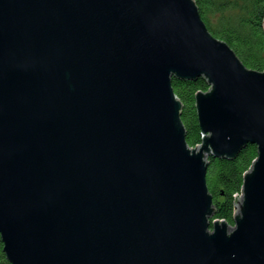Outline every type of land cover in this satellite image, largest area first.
Here are the masks:
<instances>
[{
    "label": "water",
    "instance_id": "95a60500",
    "mask_svg": "<svg viewBox=\"0 0 264 264\" xmlns=\"http://www.w3.org/2000/svg\"><path fill=\"white\" fill-rule=\"evenodd\" d=\"M173 76L210 85L196 147ZM249 143L211 222L208 159ZM0 234L11 264H264V72L195 0H0Z\"/></svg>",
    "mask_w": 264,
    "mask_h": 264
},
{
    "label": "trees",
    "instance_id": "16d2710c",
    "mask_svg": "<svg viewBox=\"0 0 264 264\" xmlns=\"http://www.w3.org/2000/svg\"><path fill=\"white\" fill-rule=\"evenodd\" d=\"M199 13L209 31L225 41L243 64L264 72V0H195ZM175 94L182 102L181 119L186 129L189 147L202 144L203 134L198 120L196 95L206 92L210 85L205 77L196 80L172 77ZM258 157V146L247 144L234 158L210 156L207 185L213 197V220L235 224L238 196L244 177ZM0 264H11L4 251L0 234Z\"/></svg>",
    "mask_w": 264,
    "mask_h": 264
}]
</instances>
